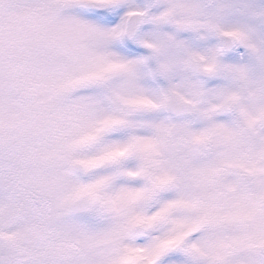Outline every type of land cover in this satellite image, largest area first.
Returning a JSON list of instances; mask_svg holds the SVG:
<instances>
[{
  "label": "snow or ice",
  "instance_id": "snow-or-ice-1",
  "mask_svg": "<svg viewBox=\"0 0 264 264\" xmlns=\"http://www.w3.org/2000/svg\"><path fill=\"white\" fill-rule=\"evenodd\" d=\"M0 264H264V0H0Z\"/></svg>",
  "mask_w": 264,
  "mask_h": 264
}]
</instances>
